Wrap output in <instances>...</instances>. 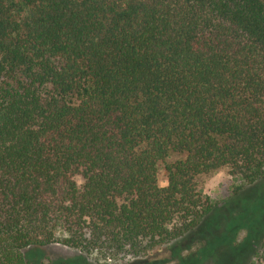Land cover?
<instances>
[{
	"label": "trees",
	"instance_id": "1",
	"mask_svg": "<svg viewBox=\"0 0 264 264\" xmlns=\"http://www.w3.org/2000/svg\"><path fill=\"white\" fill-rule=\"evenodd\" d=\"M85 257L264 264V0H0V264Z\"/></svg>",
	"mask_w": 264,
	"mask_h": 264
},
{
	"label": "rangeland",
	"instance_id": "2",
	"mask_svg": "<svg viewBox=\"0 0 264 264\" xmlns=\"http://www.w3.org/2000/svg\"><path fill=\"white\" fill-rule=\"evenodd\" d=\"M178 159H179L178 156L172 155L166 160V163H172ZM163 167H164L163 164H159L157 170V183L159 187L166 186V177ZM233 185L234 184L225 175L224 171H219L211 176L204 177L200 179V183H199V186L203 194L206 195L211 201H221L225 199L229 195ZM44 252L46 255L45 258L42 260L44 263L56 259H70L74 257L76 254H78V252L76 251L59 247L56 245L46 248ZM85 258L90 264H111L108 262H104L102 260L98 261L93 257H85Z\"/></svg>",
	"mask_w": 264,
	"mask_h": 264
}]
</instances>
